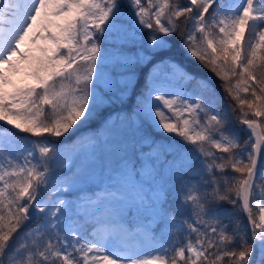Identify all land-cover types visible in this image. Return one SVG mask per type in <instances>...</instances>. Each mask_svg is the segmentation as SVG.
Segmentation results:
<instances>
[{"label": "snow or ice", "instance_id": "snow-or-ice-1", "mask_svg": "<svg viewBox=\"0 0 264 264\" xmlns=\"http://www.w3.org/2000/svg\"><path fill=\"white\" fill-rule=\"evenodd\" d=\"M0 121L28 136L18 156L0 142V264H121L122 237L161 245L129 264H264V0H0ZM238 205L244 233L225 222Z\"/></svg>", "mask_w": 264, "mask_h": 264}, {"label": "rangeland", "instance_id": "rangeland-1", "mask_svg": "<svg viewBox=\"0 0 264 264\" xmlns=\"http://www.w3.org/2000/svg\"><path fill=\"white\" fill-rule=\"evenodd\" d=\"M228 2L235 4V3H239L240 0H228ZM38 43H41V41H38ZM105 46L111 48L110 45H105ZM172 47H174V51H172L170 54L173 56V58L175 60L179 61L181 64H183L184 68H186L189 72H191L189 67H188V66H190L189 64H191V62L188 60V57L183 54L182 49H180L179 46L175 45V44ZM106 72L112 73L111 65L106 67ZM191 73H193V72H191ZM195 75L197 76V74H195ZM197 77H202V76H197ZM206 78L211 80V82L213 81V78L211 75H207ZM97 85H98L97 90L107 91L106 86L99 79L97 80ZM190 87H192L195 90V82H193V84L190 85ZM110 111H111V109L109 110V112ZM107 116H108V114H106L103 119H105ZM100 119H101V117L98 118V120H100ZM93 122H95V121H93ZM102 122H103V120H102ZM109 123H110V121H109ZM0 125H1L0 126V142L11 143L13 155L18 156L19 151L26 148L28 145L27 134L21 133V135L15 136L11 132L6 130V129L10 128L11 126L5 125V123L2 121H0ZM240 129L248 132L246 129V126L241 125ZM13 130H15V129H13ZM103 132H104V126H101L98 129V131L95 132L92 128L88 127L87 124H81L70 135L61 137L60 141L62 142L61 143L62 159L65 156L72 155L76 152L81 153V159H82L83 158V150L89 146V144L92 142L93 138L100 136L101 134H103ZM239 134H240V132H239ZM69 136L76 137L78 139L71 141V143H69V144L63 143V141H65V140L70 141ZM245 138H247V137H245ZM32 139L35 140L36 138L33 137ZM187 147H191V145L189 144V145H187ZM245 148L249 149V146L247 145V146H245ZM238 151H240V149ZM14 163H15V161H14ZM62 174H63L62 169L57 172L58 176L62 175ZM88 187L94 188L95 186L89 185ZM45 197L47 198V193H45ZM252 204H253V211L258 216V210L255 209V206H254L255 201H252ZM241 209H242V207L240 206V209L236 210V211L237 212L239 211L241 213ZM247 225H248V221H247ZM160 246L161 245H160L159 241L149 242V241H146L142 238H134V237L123 238L122 237L120 239V241L116 242V246L114 248H112L111 251L113 252L114 256H120L122 258L121 264H129V258L149 259V258L158 256V255L162 256L163 253L158 251Z\"/></svg>", "mask_w": 264, "mask_h": 264}, {"label": "trees", "instance_id": "trees-1", "mask_svg": "<svg viewBox=\"0 0 264 264\" xmlns=\"http://www.w3.org/2000/svg\"><path fill=\"white\" fill-rule=\"evenodd\" d=\"M258 30L259 29H257L256 31L258 32ZM249 41H251L252 43L256 42V37L253 35L251 29L247 30L246 41L243 42L242 47H244L246 45V43ZM172 50H173V47L171 48V51ZM188 60L191 62V64H189L190 66H188L191 72H193L197 75L204 76V77H206L207 74H210L207 72L206 69L200 67L199 64L195 60H192L190 58H188ZM212 78H213V84H214L213 86L216 88V91L221 92V95H222V91L219 87V81H217L214 77H212ZM224 99H226V97H224ZM218 110L221 113H228V105L221 103L218 105ZM97 116L98 115H94L88 121H86L84 124H87V125L89 124L90 127L96 131L101 125V122H93ZM228 120L230 121V124H229L230 129L232 131L237 132L238 129H240V125L237 123L235 116L228 114ZM242 145H243V143H240V146H242ZM229 171H231V170H229ZM233 175L235 176V178H239V176H240V174H238V173H234ZM236 209H238V206H236L235 208H232L230 210L225 222L228 224L230 231L235 230L237 232L243 233L242 223L240 222V220L243 219V217H241V215L236 211ZM173 235L178 236L179 233H174ZM193 239H194V237H193Z\"/></svg>", "mask_w": 264, "mask_h": 264}]
</instances>
